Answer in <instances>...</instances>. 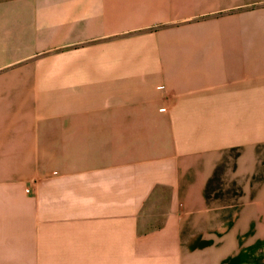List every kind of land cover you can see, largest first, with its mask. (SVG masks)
<instances>
[{
    "label": "crops",
    "instance_id": "1",
    "mask_svg": "<svg viewBox=\"0 0 264 264\" xmlns=\"http://www.w3.org/2000/svg\"><path fill=\"white\" fill-rule=\"evenodd\" d=\"M0 264H264V0H0Z\"/></svg>",
    "mask_w": 264,
    "mask_h": 264
},
{
    "label": "rangeland",
    "instance_id": "2",
    "mask_svg": "<svg viewBox=\"0 0 264 264\" xmlns=\"http://www.w3.org/2000/svg\"><path fill=\"white\" fill-rule=\"evenodd\" d=\"M147 216H150L149 214H147ZM152 217V216H151Z\"/></svg>",
    "mask_w": 264,
    "mask_h": 264
}]
</instances>
